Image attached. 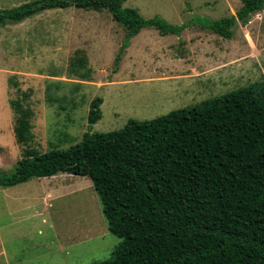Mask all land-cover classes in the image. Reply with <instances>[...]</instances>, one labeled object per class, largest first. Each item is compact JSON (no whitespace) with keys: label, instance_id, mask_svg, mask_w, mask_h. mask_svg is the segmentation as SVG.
<instances>
[{"label":"rangeland","instance_id":"rangeland-1","mask_svg":"<svg viewBox=\"0 0 264 264\" xmlns=\"http://www.w3.org/2000/svg\"><path fill=\"white\" fill-rule=\"evenodd\" d=\"M26 1L0 0V8ZM124 5L187 27L165 35L155 27L142 29L116 66L126 28L107 10L52 9L0 26V171L13 169L22 157L11 105L22 92L30 93L34 111L32 145L45 152L82 139L98 96L102 117L93 132L264 83V9L224 38L201 24L236 14L242 0H124ZM78 58L83 66L73 64ZM121 241L109 230L88 176L60 172L0 186V264H93L111 257Z\"/></svg>","mask_w":264,"mask_h":264},{"label":"trees","instance_id":"trees-1","mask_svg":"<svg viewBox=\"0 0 264 264\" xmlns=\"http://www.w3.org/2000/svg\"><path fill=\"white\" fill-rule=\"evenodd\" d=\"M69 7L107 10L126 28L116 66L142 29L165 35L187 27L160 15L147 18L124 0H29L0 8V26ZM263 9L264 0H242L236 14L201 25L232 38L237 26ZM73 64L83 66L84 59ZM29 98L22 92L11 100L22 157L13 169L0 171V186L60 172L88 176L109 230L122 238L111 257L93 264H264V83L93 132L102 117L98 96L82 139L45 152L32 145Z\"/></svg>","mask_w":264,"mask_h":264}]
</instances>
